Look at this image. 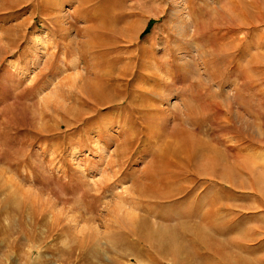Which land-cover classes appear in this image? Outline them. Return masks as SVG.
I'll list each match as a JSON object with an SVG mask.
<instances>
[{"label": "rangeland", "instance_id": "374dc122", "mask_svg": "<svg viewBox=\"0 0 264 264\" xmlns=\"http://www.w3.org/2000/svg\"><path fill=\"white\" fill-rule=\"evenodd\" d=\"M0 264H264V0H0Z\"/></svg>", "mask_w": 264, "mask_h": 264}, {"label": "bare ground", "instance_id": "6f19581e", "mask_svg": "<svg viewBox=\"0 0 264 264\" xmlns=\"http://www.w3.org/2000/svg\"><path fill=\"white\" fill-rule=\"evenodd\" d=\"M134 27V24H132ZM101 85V84H100ZM98 83L95 84L94 82H88L84 85L83 89H85V92L90 96H95L97 91L100 93V89L102 86H100ZM102 90V89H101ZM98 93V95H99Z\"/></svg>", "mask_w": 264, "mask_h": 264}, {"label": "trees", "instance_id": "16d2710c", "mask_svg": "<svg viewBox=\"0 0 264 264\" xmlns=\"http://www.w3.org/2000/svg\"><path fill=\"white\" fill-rule=\"evenodd\" d=\"M151 27L149 26L148 27V29L145 31V33L143 34V35H145L147 32H149V29H150Z\"/></svg>", "mask_w": 264, "mask_h": 264}]
</instances>
